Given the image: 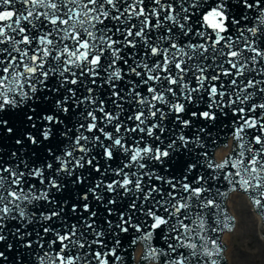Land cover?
Masks as SVG:
<instances>
[{"label": "snow or ice", "instance_id": "6c2138e0", "mask_svg": "<svg viewBox=\"0 0 264 264\" xmlns=\"http://www.w3.org/2000/svg\"><path fill=\"white\" fill-rule=\"evenodd\" d=\"M221 185L264 215V0H0V264H119L130 230L220 264Z\"/></svg>", "mask_w": 264, "mask_h": 264}, {"label": "water", "instance_id": "95a60500", "mask_svg": "<svg viewBox=\"0 0 264 264\" xmlns=\"http://www.w3.org/2000/svg\"><path fill=\"white\" fill-rule=\"evenodd\" d=\"M201 126L202 125L198 123H194L192 126V131L189 132V136L194 135L196 129H198ZM230 126H231V120L222 116L214 126L209 125L210 131H207L206 134H201L202 135L201 143L204 145V147L201 150L209 154L211 159L221 160L222 158L227 157L233 152L235 143L232 140ZM169 127L171 126L169 125ZM185 131L188 130L185 129ZM230 141L232 143V147H230L228 143ZM228 152L229 154L226 155ZM219 187H220V192L222 193V195L218 197V203L221 205L220 212L222 213V215L220 216L221 228L220 231L217 234H215V236L216 238H218L219 243L222 246L223 255L221 254L220 264H228L223 236L235 233L239 221L233 209L232 208L226 209V205H229V196L242 193L248 197V200H249V196L247 193L241 190L238 189L231 190L228 186L225 185H221ZM254 212L260 216L259 221H260L261 239H264V237L262 236V234L264 235V230H262L264 225V215H261L256 209H254ZM228 213L231 214L233 218ZM225 217L227 219H225ZM224 223H227L229 227L227 228L223 227ZM120 235L122 238V245L120 249L117 251V254L121 256V262H119V264H147L149 261L142 259V257L145 254L143 243L139 241H137L136 243L132 242L133 239L135 238V235L137 234H134V232L130 230L127 234H120ZM153 241H155L154 246L156 247H159L160 244L162 243V241H160L158 238V234H154ZM221 242L224 244V246ZM110 246L111 245L109 244V247ZM138 246H140L142 250L140 248H137ZM140 250H141V254H140ZM223 256L225 257L226 261Z\"/></svg>", "mask_w": 264, "mask_h": 264}, {"label": "rangeland", "instance_id": "374dc122", "mask_svg": "<svg viewBox=\"0 0 264 264\" xmlns=\"http://www.w3.org/2000/svg\"><path fill=\"white\" fill-rule=\"evenodd\" d=\"M239 223L224 240L228 264H264V239L255 227L256 214L243 194L229 196V205Z\"/></svg>", "mask_w": 264, "mask_h": 264}, {"label": "bare ground", "instance_id": "6f19581e", "mask_svg": "<svg viewBox=\"0 0 264 264\" xmlns=\"http://www.w3.org/2000/svg\"><path fill=\"white\" fill-rule=\"evenodd\" d=\"M233 197V195L231 196ZM256 216V223H255V227L257 228V230H259V233L261 232L260 230V221H259V216L258 215H255ZM224 237V240H227V238L229 237L228 235L226 236H223Z\"/></svg>", "mask_w": 264, "mask_h": 264}]
</instances>
